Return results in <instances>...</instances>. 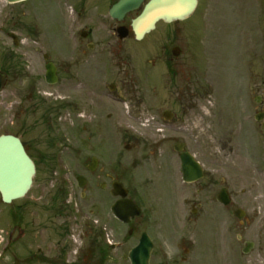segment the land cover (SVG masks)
<instances>
[{"label":"flooded vegetation","instance_id":"af4514ba","mask_svg":"<svg viewBox=\"0 0 264 264\" xmlns=\"http://www.w3.org/2000/svg\"><path fill=\"white\" fill-rule=\"evenodd\" d=\"M118 1L65 0L76 23L70 38L71 64L83 76L108 78L128 70V60L137 55L140 60L149 57L156 80L162 79L161 72L165 71L173 80L174 67L186 68L195 55L194 50L188 51L190 46L182 43V31L175 27L180 22L160 21L153 31L136 40L131 23L148 0L122 17L112 18L109 11ZM43 60V68L50 62L58 71L55 63L48 58ZM7 66L5 70L0 68V137L20 140L34 163L35 176L24 197L4 204L0 195V264H63L62 218L64 209H69L64 204L76 196L86 201L80 208L95 216L91 223H85L92 234L91 264H106L110 251L117 248L106 238L111 217L120 227L127 228L129 237L148 235L153 244L149 264H154L156 236L161 232L175 235L178 244H188L178 258L181 263L191 262L193 236H199L202 264H264V109L258 111L261 115L257 121L248 114L250 105L246 101L223 100L219 90H210L217 99L213 107H206L196 89L202 79L196 83L193 74L184 87L176 90L177 95L186 97L183 109L177 111L183 119L170 112V119L166 120L165 111L161 121L159 116L153 117L160 124L157 131L171 134L166 138H175L174 134L181 132L183 140L174 139L171 148H156L149 147L142 138L133 139L122 146V152L111 157L108 140L112 134L122 140L132 139L125 132L107 130L108 122H115L120 114L118 105L123 95L116 81L98 86L84 83L77 75L79 82L72 85L70 101L79 123L71 148L75 175L73 182L66 184L60 156L57 164H45L58 179L46 195L43 188L47 180L39 182L41 188L34 189V184L44 157L42 150L51 149L56 139L53 142L39 133L31 136L29 121L30 114L45 102L29 94L15 106L8 62ZM200 72L205 73L203 68ZM199 87L198 92L206 94V85ZM33 99L34 105L29 104ZM57 109L45 106V113L53 116ZM137 167L140 170L135 175ZM114 182L121 183L127 190L125 197L140 208V215L128 224L112 214V205L120 199L111 194ZM42 199L47 201V207L39 205ZM38 207L47 212L48 219H31L32 208ZM37 233L42 240L40 245ZM168 259L163 251L155 264H175V260L170 263Z\"/></svg>","mask_w":264,"mask_h":264},{"label":"rangeland","instance_id":"374dc122","mask_svg":"<svg viewBox=\"0 0 264 264\" xmlns=\"http://www.w3.org/2000/svg\"><path fill=\"white\" fill-rule=\"evenodd\" d=\"M74 20L75 16L65 0H26L15 4L0 0V68L5 70L8 62L11 84L16 95L15 106L23 96L27 99L29 94H34L36 99L43 98L45 105L29 116L31 136L39 133L51 138L53 142L56 139L51 149L42 150L44 157L39 162L37 182L34 184L36 189L40 187L39 182L47 180L43 188L46 195L58 179L55 172L47 171L50 167H45V164H57V157L60 156L63 165L62 179L66 184L68 181L72 183L75 175L71 148L79 123L76 122L70 101L73 95L72 85L79 82L77 75L84 83H98V86L116 81L123 95L124 101L118 105L120 114L115 122H108L107 130L110 133L125 132L132 139L122 140L112 134L108 140L111 157L117 151L122 152V146L133 142V139L142 138L149 147L156 148H171L174 139L183 140L181 132L174 134L175 138H166L171 134L166 130L157 131L160 124L155 123L153 117L159 116L161 121L162 111H169L183 119V114L177 111L183 109L182 102L186 97L177 95L176 90L184 87L193 74L196 76V83L202 79L200 84L206 85V94L198 92L200 84L196 88L199 96H202L199 99L206 107H213L217 99L215 93L210 94V90H219L223 93V100H247L250 116L264 108V0H199L193 16L175 24L176 29L182 31V43L185 47L190 46L188 51L194 50L195 55L191 56L186 68L181 65L174 67L177 77L174 75L173 80L169 79L166 71L161 72L162 79L156 80L149 57L140 60L141 56L137 55L128 60L131 61L125 66L128 70L119 75L114 73L108 78L102 75H81L71 64L70 38L76 28ZM8 33L17 37V47L13 46ZM43 55H47L48 60L58 67V81L53 87L47 88L43 80ZM140 67L147 69L146 73L141 72ZM202 68L205 73L200 74ZM243 90L245 95L242 97ZM256 97H260V101L255 102ZM36 99L29 104L34 105ZM60 105L63 106L60 108ZM45 106L58 107L56 115L45 113ZM204 112L207 114L206 110ZM139 170L140 167L135 168L134 174L137 175ZM138 181L142 183L143 180L139 177ZM69 201L64 204L69 209H64L62 218L63 264H91L89 242L92 234L85 228V223H91L95 216L80 208L81 204L86 205L85 200L81 201L76 196ZM39 205L47 207V201L42 199ZM41 207L32 208L35 210H31L32 220L48 219L47 212ZM36 236L37 244L40 245L42 240L39 233ZM193 237L194 247L189 257L191 262L181 263L178 258H181L182 250L188 244H178L175 235L165 236L161 232L160 236H156L154 264L159 263L163 251L170 263L175 260V264H202V244L199 236ZM106 238L112 244H122L110 251L106 264H129L121 255L136 244L138 235L128 237L127 229L120 227L111 217L110 232ZM42 239L44 240L43 237ZM34 246L31 238L32 251ZM206 260L210 258L207 257Z\"/></svg>","mask_w":264,"mask_h":264},{"label":"water","instance_id":"95a60500","mask_svg":"<svg viewBox=\"0 0 264 264\" xmlns=\"http://www.w3.org/2000/svg\"><path fill=\"white\" fill-rule=\"evenodd\" d=\"M23 0H7L16 3ZM129 0H119L110 11V14H122L131 6ZM196 0H149L141 13L132 21V28L137 38L154 28L157 21L165 22L182 20L188 17L194 10ZM16 41V38L9 35ZM55 70L48 66L46 81L55 82ZM1 84V81H0ZM34 166L18 139L13 137L0 138V193L4 202L22 197L30 188ZM113 194L125 195L120 185H113ZM114 214L120 220L128 221L130 216L138 214L137 207L130 202L117 203L112 208ZM151 243L146 235H143L139 244L134 247L128 258L131 264H148L151 252Z\"/></svg>","mask_w":264,"mask_h":264}]
</instances>
